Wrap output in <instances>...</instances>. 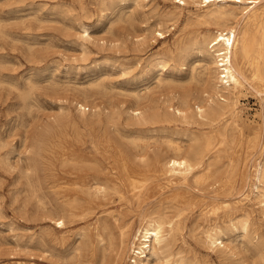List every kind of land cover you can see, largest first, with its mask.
<instances>
[{"label": "rangeland", "instance_id": "rangeland-1", "mask_svg": "<svg viewBox=\"0 0 264 264\" xmlns=\"http://www.w3.org/2000/svg\"><path fill=\"white\" fill-rule=\"evenodd\" d=\"M173 1L0 0V264H62L59 256L76 248L84 257L90 249L99 254L95 232L105 217L118 214L134 231L143 216L167 206L173 193L178 199L167 210L177 223L171 256L155 264H173L178 257L196 264H264V253L251 246L244 250L240 233H227L223 239L233 256L204 243L206 229L214 224L225 228L230 218L244 213L253 224L250 232L264 240L260 210L253 198L241 195L248 188L239 181L225 193L213 181L177 182L172 191L164 180H154L138 201L131 195L119 199L107 194L94 200L91 211L77 212L81 214L61 227L50 222V202L60 197L53 175L62 187L86 177L83 166H62L64 157L94 155L109 165L124 157L137 159L133 137L145 138L151 155L163 153L167 139L216 136L230 123L229 113L210 126L172 112L183 101L192 108L205 97L190 42L214 29L196 21L192 4L177 6ZM158 61L166 63L163 70ZM248 81L236 94L234 107L236 124L256 141L247 150L246 172L264 159V82ZM78 101L86 106L84 115L75 107ZM137 109L144 110L145 120L133 116ZM93 110L97 116H90ZM107 255L112 264L114 254ZM126 262L127 257L120 264Z\"/></svg>", "mask_w": 264, "mask_h": 264}, {"label": "bare ground", "instance_id": "bare-ground-1", "mask_svg": "<svg viewBox=\"0 0 264 264\" xmlns=\"http://www.w3.org/2000/svg\"><path fill=\"white\" fill-rule=\"evenodd\" d=\"M120 1H131L135 4L139 0ZM173 2L177 6L192 4L197 11L194 15L196 21L201 25L213 26L214 29H208L205 34L195 35L190 42L191 49L195 51L196 60L200 64L197 77L202 83L205 97L200 98L198 103L192 106L193 109L183 101V106L176 107L172 112L183 120L195 117L210 126L229 113L230 123L225 124L216 136H188L186 142L167 139L163 142V153L158 150L151 155L145 138L133 137L131 143L138 155L137 159L136 156L132 159L124 157L109 165H105L94 155L82 159L75 156L64 157L61 161L62 166L73 168L83 166L87 171L85 179L75 180L70 187H62L63 183H60V179L53 175L54 188H56L54 192L57 197L60 196L56 198V203L50 202V222L56 227H61L66 221L74 219L79 211L81 213L91 211L94 200L107 194H116L119 199H127L128 195H131L138 201L146 185L159 179L164 180V186L172 191H175L177 182L181 184L191 182L197 185L213 181L212 185L217 183L218 190L225 193L236 189V183L239 181V186L248 188V195L243 193L241 195L253 198L264 221V159L253 165V168L247 172L243 169L248 157L247 150L252 149L256 141L255 137L246 138L243 129L234 119L238 91L244 88L245 83L250 84L248 80L264 82V6L260 4V0H174ZM238 14H240L239 18H237ZM186 55L185 49L181 59L184 60ZM165 64L164 61L157 62V66L162 70ZM193 71L194 68L191 67L189 76L191 80L196 77ZM122 75L124 76V73ZM157 82L161 83L162 80L158 78ZM110 98L113 97L110 96ZM75 107L81 115H84L86 106L83 102H75ZM94 111L90 116H97ZM133 116L139 120L146 119L142 109L135 110ZM217 137L221 141L215 142ZM59 199L61 201H58ZM170 199L167 202L168 205L160 211H153L143 216L134 231L122 216L110 214L103 219V223L95 232L96 243L100 247L99 254L94 249H90L84 257L76 248L71 254L59 256L60 261L62 264H108L107 253L112 252L114 254L112 264L114 262L120 264V261L126 257L128 259L126 264L159 263L171 256L170 246L177 230V223L170 217L167 210L172 208L173 202L177 201L178 194L173 193ZM222 204L225 209L231 206L228 202H222ZM216 209L218 207L213 208V211ZM252 225L247 214H240L237 218H230L225 228L214 224L206 229L203 233L204 243L212 250L218 249L226 255L233 256L234 252L223 244V239L227 233L237 232L240 233L237 237H240V244L243 245L244 250L250 251L249 246H251L254 247L255 252L264 253V240L257 233L250 232ZM254 239L256 242L259 241L257 245L253 244ZM173 264L196 263L178 257L174 259Z\"/></svg>", "mask_w": 264, "mask_h": 264}]
</instances>
